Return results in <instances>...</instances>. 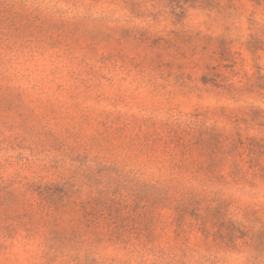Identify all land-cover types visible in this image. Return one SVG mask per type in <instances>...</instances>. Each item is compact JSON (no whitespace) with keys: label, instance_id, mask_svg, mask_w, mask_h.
<instances>
[{"label":"rangeland","instance_id":"obj_1","mask_svg":"<svg viewBox=\"0 0 264 264\" xmlns=\"http://www.w3.org/2000/svg\"><path fill=\"white\" fill-rule=\"evenodd\" d=\"M0 264H264V0H0Z\"/></svg>","mask_w":264,"mask_h":264}]
</instances>
